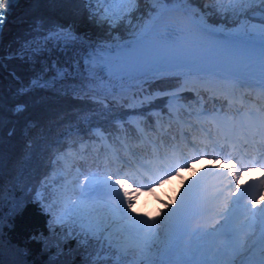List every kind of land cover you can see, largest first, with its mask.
I'll return each mask as SVG.
<instances>
[{
  "label": "snow or ice",
  "instance_id": "6c2138e0",
  "mask_svg": "<svg viewBox=\"0 0 264 264\" xmlns=\"http://www.w3.org/2000/svg\"><path fill=\"white\" fill-rule=\"evenodd\" d=\"M13 2L0 0V33L4 27L5 6ZM59 2L61 0H49L52 4ZM84 2L89 5V20L100 27L108 25L107 38L93 40L89 34H78L72 24H53L44 28V22L38 20L32 28L38 35L23 41L14 54L0 57V67H6L4 59L18 57L30 62L34 71L36 58L53 49L68 58L45 64L27 83L14 71L9 73L19 84L17 96L28 95L55 82L79 78L78 83L66 85L74 95L101 92L117 103L123 99L134 106H143L151 103V82L167 78L171 73H180L181 79L196 76L209 87L217 86L218 81L238 79L235 71L226 75L227 69L221 71L219 65L211 66L219 59L212 53L218 51H227L236 63L255 61L260 70L258 86L264 89V0H151L154 5L163 7L157 9L155 15L149 13L147 21L135 24L131 14L139 0ZM169 3L179 7L169 8ZM196 4H202V7L194 6ZM170 11L180 12L181 18L166 19L165 13ZM121 24L127 26L126 38L112 32ZM48 72L53 75L44 79ZM162 94L155 93L157 96ZM171 98H178L175 92L171 93ZM26 109L27 104L19 102L12 111L19 115ZM2 120L0 117V123ZM13 131L8 134L12 135ZM93 131L105 138L99 128ZM229 131L225 130V139ZM249 135L259 136L260 143L264 144V120L252 126ZM192 152L194 154H185L173 146L171 151L161 153L154 148L149 159L124 161L114 170L108 168L102 176L95 172L85 175L74 188L65 185L55 189L54 199L46 195L49 187L46 178L34 200L40 204L43 213L52 216L47 222L50 235L45 237L40 233L33 239L43 240L45 247L52 240L51 246L56 248L58 255H64L63 245L74 240L76 249L69 248L68 254L83 250V264H123L118 257L110 261L113 250L126 254L129 249L138 247L142 239L144 246L140 253L144 264H264V207H260L262 201L259 198V194L264 193V178L253 184L245 182L247 187L242 185L244 172L250 170L248 165L243 159L232 157L219 141L212 148L218 163L212 167L206 165L195 178L190 177L177 199H161L155 194L157 187L174 176L183 179L182 169L192 168L197 160L209 156L194 141ZM220 156L223 159H219ZM260 157L264 160V152ZM234 158L237 163H232ZM228 164L231 167H227ZM209 178L219 183L210 184ZM256 185L258 188L253 194L251 189ZM145 192L153 193L164 205L155 216L135 207ZM209 213L217 217L211 227H192L193 221H204ZM161 226H164L168 240L164 253L169 258L156 261L151 255L152 241L159 238ZM184 235L203 241L197 250H206L207 255L197 260L192 252L181 249L179 239Z\"/></svg>",
  "mask_w": 264,
  "mask_h": 264
},
{
  "label": "trees",
  "instance_id": "16d2710c",
  "mask_svg": "<svg viewBox=\"0 0 264 264\" xmlns=\"http://www.w3.org/2000/svg\"><path fill=\"white\" fill-rule=\"evenodd\" d=\"M154 6L150 0H139L131 14L133 24L140 22L147 10ZM196 6L202 7V4ZM88 8L84 0H61L56 4L49 3V0H20L3 27L2 57L14 54L23 41L38 35L32 31L38 20L44 22V28L53 24H72L78 34L107 37L108 25L100 27L89 20ZM126 28L121 24L112 32L125 35L128 33ZM3 64L6 67H0V117H3L0 123V264H64L69 261L71 264H83V250L68 254L69 248L76 249L74 240L63 245L64 255H58L56 248L51 246L52 240L45 247L43 240L33 239L40 233L45 237L50 235L47 222L52 216L43 213L40 204L34 200L37 189L46 178L49 181L46 195L54 199L55 189L65 185L69 189L74 188L92 172L102 176L111 168L110 163L103 162L105 156L114 160L140 161L151 155L154 148L163 153L164 144L178 143L179 128L187 132L190 129L186 124L195 125L207 110L222 111L224 125L231 133L237 112H241L249 129L262 121L259 109L264 114V99L243 90L241 102L235 103L223 95L212 96L208 90H199L198 93L185 90L181 94L183 104L177 108L168 107L167 95L155 97L143 106L105 107L96 99L74 95L66 84L62 85L63 89L47 85L28 95L17 96L19 84L9 73L14 71L27 83L36 70L33 71L30 62L18 57L4 59ZM179 84L180 78L168 75L152 81L149 91L169 89ZM19 102L26 103L27 109L16 115L11 108ZM129 113L135 118L130 119ZM30 123L31 127L28 126ZM201 124L208 129L216 126L207 114L203 115ZM96 127L106 139L94 133ZM161 129L163 137L159 141ZM9 131L13 134L9 135ZM56 232H60L59 226ZM164 233L160 231L159 238L152 241L151 255L156 261L169 258L164 253L167 246ZM190 236L181 237L179 246L195 256L197 245L195 237L187 240ZM143 246L142 239L138 247L129 249L126 254L113 250L109 259L118 257L123 264H144L140 253Z\"/></svg>",
  "mask_w": 264,
  "mask_h": 264
},
{
  "label": "rangeland",
  "instance_id": "374dc122",
  "mask_svg": "<svg viewBox=\"0 0 264 264\" xmlns=\"http://www.w3.org/2000/svg\"><path fill=\"white\" fill-rule=\"evenodd\" d=\"M20 1V0H19ZM19 1H18V3H19ZM18 3H17V5H18ZM150 3H151V0H150ZM152 5H154L153 3H151ZM17 5L15 6V7H17ZM149 6V5H148ZM194 6H196V5H194ZM161 7H163L162 5H155L152 9H149V10H147V14H144L145 16H146V18H145V16H143V18H142V20L140 21V22H143V21H147L148 19H149V13H151V14H153V15H155L156 14V10L157 9H159V8H161ZM176 7H179V6H176ZM196 7H198V6H196ZM170 8V7H169ZM9 17V16H8ZM8 19V18H7ZM113 34H118L117 32H114ZM118 35H120V34H118ZM128 35V33H126L125 35L124 34H121L120 36H127ZM104 38H107V37H104ZM93 40H95V39H93ZM0 57H2V55H1V53H0ZM30 65H31V63H30ZM36 65V64H35ZM31 67H33L32 65H31ZM34 69H35V66H34ZM36 70V69H35ZM36 73H38L37 71H36ZM174 77H180V76H178V75H175ZM78 79V78H77ZM79 80V79H78ZM219 85H220V88H224L225 86H228V88L230 89H232V84L231 83H225L224 81H219ZM237 86V85H236ZM236 86H234L233 87V89L235 90V91H232L231 89H230V92H231V94H232V96L234 97L235 96V93L237 94V92H236ZM217 88H219V87H217ZM229 91V90H228ZM207 92H209V91H207ZM176 93V95H177V99H172L171 98V94H167V96H168V107H170V108H177L179 105H181L180 104V102H181V94L183 93V91H179V92H175ZM210 93V92H209ZM238 95H239V93H238ZM152 99V98H151ZM169 100H171V104H169ZM233 100H236V99H233ZM180 101V102H179ZM232 103H234L233 101H231ZM183 104V103H182ZM15 106V105H14ZM13 106V107H14ZM13 107L11 108V109H13ZM188 107H185V109H187ZM259 112L261 113V110L259 109ZM205 114H207V115H209L210 117H212L213 119L215 118L216 119V121H217V119H219L220 121H221V115L223 114L222 113V111H211V110H207L206 112H204L203 113V115H205ZM133 115V114H132ZM132 115H130L129 114V117L130 118H134V115L132 116ZM203 115H201V116H203ZM217 115V116H216ZM199 116V115H198ZM261 116H262V114H261ZM218 123V122H217ZM96 128H98V127H96ZM100 129V128H99ZM218 128H217V126L214 128V129H212V130H208L209 131V134H210V136H212L213 135V133H217V130ZM251 136V135H250ZM240 138V137H239ZM204 139H206L205 137H204ZM261 138L260 137H258V136H256V139L254 140V141H256V140H260ZM192 143H193V141L195 142V144H196V146L198 147V148H200V144L201 143H197L196 142V140H194V139H192L191 138V140H190ZM216 141H219L217 138H216ZM239 141L241 142V143H243V140L240 138L239 139ZM204 143V142H203ZM217 143V142H216ZM220 144H225L224 142L222 143V142H219ZM134 145V144H133ZM256 146H257V144H256ZM260 146V145H259ZM175 147H177V149L178 150H182L185 154H187L186 152H185V147L184 148H182L181 147V149L179 148V146L178 145H176ZM202 147V146H201ZM218 149H219V147H218ZM219 151H220V149H219ZM192 154H194V153H192ZM189 155H191V153L189 154ZM223 157V156H222ZM222 157H219V159H221ZM234 157V156H233ZM114 159H111V157L109 156V157H107V156H105L104 157V159H103V162H108V163H110L109 165L111 166V167H113L112 165H111V162H113L112 164H115L116 162L118 163L119 161H117L116 159L113 161ZM132 160V159H131ZM209 160L210 161H212V162H209ZM120 163V162H119ZM232 163H237V160L234 158L233 160H232ZM213 164H214V162H213V160H212V157H210V156H208L206 159H204V160H197V163H195V164H193L192 165V168H184V169H182V171H181V176L183 177V179H181V177H179V176H174L173 177V179L172 180H170V181H167L166 183H164L162 186H159V187H157L156 189H155V194H159L160 196H161V199H167L168 197H172L173 199H177L178 197H177V194L178 193H180V192H182V186H184L185 185V182L186 181H188L189 180V178L190 177H192V178H195L198 174H200L201 173V171L203 170V169H205V166L207 165L208 167H212L213 166ZM227 167H231V164H228L227 165ZM114 168V167H113ZM193 169H195V172H193ZM242 171H243V169H242ZM105 172V171H104ZM103 172V173H104ZM247 173V171H245L244 172V174L243 175H245ZM217 183H219V181H217ZM216 183V184H217ZM240 183L241 184H243V178H241V181H240ZM251 197H249L248 199H250ZM259 198H260V200L262 201V204L264 203V193H261V194H259ZM261 204V205H262ZM260 205V206H261ZM135 207H136V209L138 210V211H150L151 213H152V215H154V213H155V215H156V213H157V211H159L161 208H163L164 207V205H163V203H161L160 202V200H157V199H155V196H154V194L153 193H147V192H145L143 195H141L140 197H139V199L137 200V203H136V205H135ZM162 217H159V219H161ZM243 218V217H242ZM215 219H217V217H215L214 216V214L213 213H209L205 218H204V221H193L192 222V227L193 228H195V227H197V226H205V227H211L212 226V224H214L215 223ZM165 228H164V226H161V231L164 233V230ZM258 231V230H257ZM183 237V236H182ZM194 237L193 236H190V237H188L187 238V240L188 241H191L192 239H193ZM251 238H255L254 236L253 237H251ZM180 239H181V237H180ZM179 239V240H180ZM167 242H168V240H167ZM195 245H197V249H198V245L200 244V243H203V241H198L196 238H195ZM206 250H200V251H198L197 250V252H196V254H195V256H194V258L195 259H197V260H199V259H202V258H204L205 256H206Z\"/></svg>",
  "mask_w": 264,
  "mask_h": 264
},
{
  "label": "water",
  "instance_id": "95a60500",
  "mask_svg": "<svg viewBox=\"0 0 264 264\" xmlns=\"http://www.w3.org/2000/svg\"><path fill=\"white\" fill-rule=\"evenodd\" d=\"M145 18H146V16H145ZM91 38L96 40V39H103L104 37L91 36ZM45 56H49L48 53H46ZM36 61L38 62V59H36ZM34 66H35L36 71L39 73L40 71L38 70V68H39L38 64L34 65ZM52 75H53V73H51V72L45 73L44 74V79H49ZM169 75L181 76L180 73H171ZM241 76H242V79L239 80V83L237 84V86L235 84L237 94L235 93L234 97L232 96L231 92L228 91L225 87L224 88H220L219 83H218L217 86L209 87L206 84L202 83L200 81V79H198L196 76H186V77H183L182 79L180 78V84L178 86H175V87H172V88H169V89H163V90H160V89L153 90L152 91L153 96L151 98L153 99L155 97L171 94L172 92H179V91H185V90H190V91H193L195 93L198 92L199 90H204V91L208 90L212 96L213 95H217V94H222L229 101H232L233 99H237L238 100L241 97L240 90L250 91L251 88H253L252 84L247 81L249 78L246 77V76H243V75H241ZM78 82H79V80L77 79L76 81L69 80V81H63V82H55V83L50 84V85L56 86L59 89H63V86H62L63 84L67 85L68 83H78ZM181 85H183V86L181 87ZM217 87H219L220 90H218ZM156 92H161L163 94L157 96V95H155ZM238 93H239V95H238ZM253 94H254L253 96H257L259 94V92H255L254 91ZM79 96L80 97H87V98H90V99H96V100L100 101L103 105L124 106V107L133 106L132 104H130L129 102H126L123 99L120 100L117 103L111 97L106 98L101 92L89 93L88 95L81 94ZM127 99H128V101H130L131 100V95H129V97ZM129 114L132 115L131 113H129ZM129 114H128V116H129ZM134 118H135V115H134ZM134 118H130V119H134ZM227 140H230V137L228 135H227Z\"/></svg>",
  "mask_w": 264,
  "mask_h": 264
},
{
  "label": "bare ground",
  "instance_id": "6f19581e",
  "mask_svg": "<svg viewBox=\"0 0 264 264\" xmlns=\"http://www.w3.org/2000/svg\"><path fill=\"white\" fill-rule=\"evenodd\" d=\"M46 53H48V52H45L44 54L39 56V58L38 57L36 58V59H38L39 63L36 62L35 64L36 65L38 64V67H39L38 70L39 71L41 70V68L44 67L45 64L50 65L53 60H58L60 62H63L65 59L68 58L62 52L55 50V49H53L50 53H48L49 56H45ZM81 67L83 68L82 64H81ZM241 78L242 77H240L238 75V79L231 81V82H225V81L224 82L228 83V84L231 83L232 89L231 88L230 89L232 91H235L233 89V87L235 86V84L237 85L239 83V80ZM218 83H219V81H218ZM225 88L230 91L228 86H225ZM217 89L220 90L219 88H217ZM196 93H198V92H196ZM220 132H221V135L219 134V136H215L214 138L219 137V138L224 140L225 137L222 135L223 131L221 130ZM204 141H205L204 144H202V145L200 144L202 146V147L200 146V148H202L204 150H209L207 152L209 153V156L212 157L213 162L218 163V160L212 155V148L214 145L209 144L208 140H204ZM197 143H199V142H197ZM236 144L238 146H241V147L243 146L240 141H238ZM261 146L263 147V145H261ZM182 148H184V147H182ZM258 148H260V147H256L255 150H252L250 147L244 145L243 151H241V157H239V155H237L238 154L237 151H230V150H228V149L226 150L224 148V150L229 152L232 155V157L235 156V157H239L240 159H243L244 163L247 164L249 169H250L249 171H247V173L245 175H243V177H242L243 178V184L242 185H245V182H249V181H252L254 179L264 178V169H263L264 167H261V165L264 166V160H262L260 157V153L264 152V150L263 149L257 150ZM184 149H185V152L187 154L191 153L190 149H188V148H184ZM217 151H219V150H217ZM220 157H222V156H220ZM221 159H223V157ZM250 161H252V162H250ZM209 162H212V161L209 160ZM209 183L210 184H216L217 180L209 178ZM260 207H264V203Z\"/></svg>",
  "mask_w": 264,
  "mask_h": 264
}]
</instances>
